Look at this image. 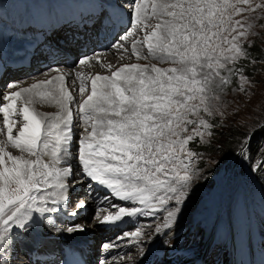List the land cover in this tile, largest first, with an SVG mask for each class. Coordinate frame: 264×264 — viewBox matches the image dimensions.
I'll return each instance as SVG.
<instances>
[{"label":"snow or ice","instance_id":"1","mask_svg":"<svg viewBox=\"0 0 264 264\" xmlns=\"http://www.w3.org/2000/svg\"><path fill=\"white\" fill-rule=\"evenodd\" d=\"M126 2L134 23L148 18L145 0ZM150 7L151 14L161 19L144 37L148 55L173 67L164 69L156 64L133 63L118 68L110 77H92L91 93L75 113L86 126L81 137L73 133L74 113L69 104L74 99L65 87L64 76L3 96L8 101L0 106L7 129V141L0 142V248L5 253L11 246L12 234L18 229H27L33 212H55V207L46 206L48 202L56 204L57 198H69L68 181L73 177L69 157L76 160L81 178L104 187L121 201L140 205H111L118 207V211L105 215L102 223L155 215L162 209L167 212L164 228H171L176 222L182 206L190 198L194 174L191 158L195 153L188 148L193 136H182L187 125L194 123L187 119L189 113L198 110L196 104L189 102L199 98L203 104L207 91L222 89L229 83L228 77L221 73L234 74L237 69L228 65H235L247 56L240 43L245 33L241 31L230 39L223 35L235 31L225 27L222 9L227 7L226 0L220 4L216 0H151ZM132 52L138 54L135 43ZM85 62V59L79 61ZM77 76L83 94L85 80L81 74ZM33 91L41 97L57 99L60 112L44 115L28 107L21 108L24 123L14 137L10 112L15 111L16 101L22 95ZM25 102H31L30 96ZM199 125L205 129L210 127L203 119ZM74 142L77 144L75 156ZM7 144L37 158L13 156L5 151ZM247 148L251 151L250 137ZM49 149L51 164L41 159L49 154ZM5 156L11 166H6ZM215 163L219 166L222 161ZM101 205L108 206L107 196ZM77 207L82 209L87 204L80 202ZM66 231L84 229L74 226ZM128 235L124 233L125 237ZM140 235V231L131 233L136 238ZM163 243L168 249L175 247L174 243ZM2 259L0 255V264Z\"/></svg>","mask_w":264,"mask_h":264},{"label":"rangeland","instance_id":"2","mask_svg":"<svg viewBox=\"0 0 264 264\" xmlns=\"http://www.w3.org/2000/svg\"><path fill=\"white\" fill-rule=\"evenodd\" d=\"M8 1L9 0H0V6L4 9L0 14L6 17V19L7 17L11 18L17 10V4L14 6V3H9ZM148 2L147 0V5H149ZM169 2H174V0H169ZM223 2L224 0H216L217 4ZM226 3L227 7L222 9L226 20L225 27H229L235 31H229L223 33V35H227L230 39L231 35L238 34L241 31L244 32L245 35L240 38V43L246 50L247 56L241 57L235 65H228L230 68L237 69L234 74L222 71L221 75H225L229 79V83L224 85L222 89L207 91L206 94H204L203 104L200 103L199 98L196 101L189 102L196 104L198 110L194 113H189L187 119L194 121V123L187 125L182 136L186 137L192 135L193 140L190 142H193L195 145L209 143V145L212 146H209L208 151L197 152L188 145V148L195 153L194 157L191 158V167L194 172L191 194L196 197L195 200H193L195 206L188 209V202L191 200L189 199L188 201L187 199L186 203L182 206V211L178 215L176 222L171 228L167 229L164 228V219L167 215L165 210L162 209L155 215L141 216L144 219L142 230L144 232L149 231L145 239L155 236L157 237V243L155 245L160 244L165 248L164 241L175 244V247L172 249L166 248V253L169 255L171 252H188L190 254V256L187 255L188 257L199 258L205 253V243H207L206 250L210 253L208 255V252H206L208 258L205 259V261H210L212 258V263L218 264L223 260L230 259L231 255H235L236 253L238 259L242 261V264L248 237H252L258 254L264 250V174L262 176L259 175V178L254 174L255 170L261 174L264 172V169L260 168L262 163H260L258 169H256L259 164L257 151L249 152L247 148H244L239 154L228 156V158L225 159L226 155H223L224 149L220 144L225 142V138H227L226 135H232L234 130L243 134L244 138H254L258 135L257 129H260L264 123V0H226ZM237 8L242 9V11L237 12ZM149 11H151V7H149ZM150 16L152 20V29L159 23L160 18L153 16L151 12ZM148 19L149 18L143 20V23L140 24L142 30L144 29L143 26L149 23L147 22ZM1 22L0 20V23ZM253 44L260 49V55L249 53L248 48ZM225 47H227V45H225ZM141 50L143 51V49ZM121 56L120 54H118V57L113 56L117 59L115 66L119 64L123 65L122 63L125 62L124 57ZM141 57L145 58L148 65L156 64L157 67L164 69L173 67L170 63L158 62L150 58L145 52H141L137 58ZM126 63L130 64L128 62H125V64ZM134 63L142 65L143 61L142 63L141 61ZM64 68L62 67V69ZM6 80L11 81L8 78ZM4 81L5 78L3 82ZM10 84L11 83H7L6 86L8 87ZM6 89V87H3L2 91L5 92ZM78 94H80V96ZM78 94V99L84 97L81 96L80 92H78ZM3 105L4 104H1V106ZM206 108L207 111L205 110ZM201 119L205 120L210 125L208 129L199 125ZM79 130H81V128L76 126L75 132L77 134ZM197 132L200 134L197 135ZM253 132H255V135H253ZM77 134L75 135L77 136ZM260 135H258L259 137H257V139L261 147L264 144V137ZM251 143L253 142L251 141ZM23 154H25V152H23ZM25 155L27 157H33V159L37 158L29 153ZM41 159L46 163H49L48 161L50 160L49 164L52 163L51 156L47 158L43 156ZM6 160L8 161L7 157ZM7 161H5L6 166H11L10 161ZM216 161H222V163L217 166L215 163ZM77 170V168H74L73 174H76ZM201 176L203 177L202 179L199 178ZM76 177V175H73L72 179L68 181V186L75 184L74 181ZM252 179L255 181L253 182ZM230 193L231 195L234 194V199L232 200L231 208L232 238L228 240L225 220L223 222L220 220L221 218H218V212H220L219 209L221 207H224L222 204L226 205ZM77 194L78 193L72 196V201L70 200L71 204L76 205L77 199H80L79 201L83 200V195L74 198ZM57 199L59 201V198ZM84 200H86V197ZM49 203L51 202H48L46 205L47 207L53 206L52 203ZM134 206L139 207L140 205L136 204ZM83 211V218L81 217L79 221L83 223V228H88L89 230L91 228V222L99 219L100 215L104 213V211L98 210L95 206H88L87 211ZM188 217H190V219L185 224L186 218ZM196 221V226L192 227ZM191 222L192 224L189 225ZM158 229V233H161L160 235L157 233ZM18 230L14 235L12 234L13 238L9 240V245L14 244L13 239L16 237V240L23 239L20 240L23 243L27 240L29 230ZM35 230L36 228L33 226L31 232L36 233ZM95 231V239H97L101 229L96 228ZM38 233L41 234L37 231V234ZM65 234L70 233L68 232ZM162 234H164V236H162ZM89 235L90 234H87L88 238ZM47 236L48 238L51 237L53 241H57L59 244L62 241V237L55 238L54 236H49V233H47ZM118 238H120V234L110 235L98 245V242H96L93 247L94 251L96 252V247H98V250L100 248L102 250V244L107 242L111 246V248L107 249L110 253L106 256L108 261L109 259L116 260L118 264L132 262V260L135 261L139 248L132 245V248L124 250V248L128 247L130 244H124L125 237H123L122 240ZM114 241L118 248L124 245L120 250L121 252L119 251L113 254V249L116 248H113ZM27 243L31 244L30 238ZM233 243L236 246L235 249ZM27 246L23 247L21 245L20 248L16 247L14 252L8 247L6 253L0 248V255L3 257L2 264H33L29 261L30 258H32V254L31 256L28 254L23 255L24 253L22 254L23 251L21 248H27ZM8 253L10 254V259L7 261L6 257ZM115 255L117 256L114 257ZM222 263L225 264L228 262L223 261Z\"/></svg>","mask_w":264,"mask_h":264},{"label":"bare ground","instance_id":"3","mask_svg":"<svg viewBox=\"0 0 264 264\" xmlns=\"http://www.w3.org/2000/svg\"><path fill=\"white\" fill-rule=\"evenodd\" d=\"M48 1L53 3V10L56 14L62 13L64 11V6L61 3H59L58 0H48ZM96 1L100 5L101 11H103L105 7L107 8V5L105 4L106 3L105 0H96ZM146 1L147 0H145V2ZM148 1L150 3L148 2L149 4L148 12L146 13V16L149 18L147 20V22L149 23L146 26H143L144 29L142 30L140 28L141 26L140 24L143 22L139 24L134 23L132 18L129 15L130 9H129L128 3L126 2V0H120V2L125 5L126 12L124 14L119 13L116 16V20L120 22L119 23L120 25L115 32V38H118L117 36L118 32H122V31L126 32V34L123 36L126 38H123V39L119 38V42H117L116 45L114 46H111L110 40L108 38H103L101 40V44L105 48V51L102 53V50H100L98 54H96L98 55V58L101 59L100 61L90 56L89 53L91 52V50L90 48L87 47L84 50L77 52L72 57L71 60H66L65 57H58L54 61L46 60L44 64L38 65L36 67L32 64L28 66H23V65L17 64L16 62V55L18 54V50L15 48L13 44L17 45V41H19L21 37H19L18 34L14 31H11V33L6 32V27L8 25H11L10 27H15L18 19L22 16L15 12V16H16L15 20L5 19L4 23L0 25V53H3V56L7 57L5 62L0 63V101H5L3 99V96L10 94L11 92H19L20 89L22 88H31L33 84L40 83L41 81H51L53 80L54 77L58 75H62L65 77V81H64L65 87L68 89L74 101L83 103V101L87 99V95L91 93V78L98 75V73L93 72L94 70H99V72H102L104 70L105 73L100 76H109V77L111 76L112 69L116 67L115 62L117 61V59L113 56L118 57V54H120V56L122 55L121 57H124L125 62H128L130 64H133L134 62H137V61H141L142 63L143 61L142 66L148 65L145 58L143 57L137 58L138 56H136L135 54L131 52L134 43L136 47L139 49L147 48V45L144 43V40L140 41L137 38L139 36H143L146 32L151 30L152 20L150 16L151 11H149L151 0H148ZM8 2L14 3V6L17 4L16 8H18L19 12H22V13L25 12L29 14H31L30 8L32 9V5H34L35 8H38L42 4L40 0H9ZM40 9L42 8L40 7ZM110 18L113 19L112 17ZM33 28L36 30L40 29L37 26V22L34 24ZM129 33H131V35H129ZM67 37L68 36H66L65 38H62L63 39L62 42L60 40H57L53 44H48L47 46L43 47L39 52L33 53L31 57L36 58L38 53L45 54L47 52H52L53 50L58 49L60 45H65L71 51L73 49V44L71 43V41L69 42ZM143 52H144V49H143ZM78 58L85 59L86 62L84 64H80V63L73 64L74 65L73 66L72 63L75 62ZM0 60H1V57H0ZM59 64H62L60 66L63 68L65 67V68L60 70L54 67V65H59ZM122 66L124 65H121L120 67ZM98 67H101L103 70L98 69ZM8 69H12L16 73L14 75H11V73L13 72H10V74L7 75L6 71ZM63 72L65 74H61ZM78 73L81 74V77L85 80V84H86V91L85 93L81 94V96H84V97L80 99L77 98L78 95L80 96V94H78V92L80 91L76 90V89H79V84H80V77L77 76ZM8 77L11 78L10 79L11 81L6 80ZM4 78H5V81L3 82ZM7 83H11V84L7 87L6 86ZM3 87L7 88L5 92L2 91ZM29 96L31 98V102L26 103L25 101L29 98ZM5 103H8V101H5ZM23 107H28L30 111H33L35 113H41L44 115H54L60 112V106H59V103L57 102V99H54L52 97H47V98L41 97L38 94H36L35 91H33V93L31 94L22 95L16 101L15 111L10 112V116H9L10 121H12L14 137L18 135L19 129L23 126V123H24L22 114L20 112V109ZM69 107L72 109V111H74V114L77 112V108L73 109L71 104H69ZM76 126L78 128L79 127L81 128V130H79L80 133L77 131L79 136L81 137L85 133L86 126L84 122L82 121V119L79 116L75 115L74 123H73V133L75 137H76L75 134H77L75 132ZM4 141H7V129L5 128L3 124V113H0V142H4ZM74 146H76L75 142L73 143L72 150L74 149ZM5 151L10 153L13 156H22L23 158H26V159H33V157H27L25 155L27 154L26 152L25 154H23V152H21L20 149L12 148L11 144L6 145ZM6 157L7 156H5V161H7ZM44 157L47 158L48 155ZM69 161L71 162L73 169L77 168L79 170V166L77 165V162L75 159H73L72 157H69ZM48 162L50 163V160ZM78 170H77V173H78ZM78 176L80 175L78 174ZM83 190H84L83 187H81V185H78L73 195ZM69 191L70 189L68 187L67 193ZM73 195L70 196L68 204L71 203L70 200L72 199ZM103 199H104V196L90 195L86 197V200H81L80 202L87 204V207L88 206L96 207V206H102L101 201ZM113 200L116 201L118 205L120 204H123L125 206L133 205L131 202L121 201L119 198H113ZM231 204H232V201H229L228 203H226V205L222 204V206L224 207H221L219 209L220 212H218V218L219 219L221 218L220 220L223 222L225 220L227 226H229L230 224L229 219H231V215H230ZM83 210L85 209L84 208L80 209L76 206L73 212V216L71 218L68 216V212L64 209H61V212L59 214L53 213V212H50V213L33 212L32 214L33 218L30 219L28 227H27V229L29 230V233L27 235L28 236L27 240L26 241L24 240L25 242L23 243L20 240L18 239L16 240L14 238L13 239L14 244H11L10 246L12 252L15 251L16 247L20 248L21 245L23 247H26L28 245L27 242L30 238L31 243L34 241L40 243L39 245L35 247L34 250H30V256L32 254V258H30L29 261L32 262L33 264H56L59 258H61V264H85V262H87V264H96L97 258L95 256L97 254V249L95 252L93 248L96 242H98L99 239H101V237L104 238V235L112 233L114 229H119L118 232L123 233L124 229H126L132 223L128 222L124 226H122L121 222H119L118 224H116V222L111 223L110 226L107 228V233L99 232V235H98L99 237L95 239V234H96L95 229L98 227L105 228L104 225H101L97 220H93L91 222L90 230L88 228H83L84 231L76 232L74 233V236L71 237L70 234H65L68 232L64 230L63 226L59 228V225L57 223L52 222L49 219L51 215H54V216L58 215V218H67L73 227L74 226L83 227V223L79 221L82 215H84ZM33 226L36 228L35 230L36 233L31 232L33 229ZM37 231H39L41 234L39 233L37 234ZM47 233L53 234L55 238L62 237V241L60 242V244L57 243V241H53L51 237L48 238ZM145 233H147L148 235L149 231ZM30 234H34L32 235L33 238L31 237ZM87 234H90L89 238ZM74 238H76V242ZM247 239H248L246 241L247 242L246 243V246H247L246 259L248 261L247 264H256L257 256L255 255L253 248H252V238L248 237ZM151 240L154 241L155 238L151 237ZM74 244H75V247L73 248ZM115 244L116 243L114 241L113 248L117 246ZM123 246L124 245H122L120 248L118 247L114 248L113 253L119 252L123 248ZM132 247H133L132 244H130L128 247L124 248V250L125 249L127 250ZM21 249L23 251V252L21 251L22 254L24 253L23 255L28 254L26 251V248H21ZM206 256H207L206 252L196 259L192 257H188L187 255H182V257H178L174 253L172 255H169L167 253L166 254L162 253V257H160L159 260L163 258L162 264H205L206 262L204 263V260ZM9 259H10V254L8 253L6 260L8 261ZM137 259H140L141 264H144V263L145 264H155L157 262L156 257L151 253L137 255L135 261ZM109 260L113 264H118L116 260H112V259H109ZM125 264H134V263L132 260V262L131 261L128 263L125 262ZM220 264H223V263H220ZM225 264H236V263L233 260H231L230 262L225 263Z\"/></svg>","mask_w":264,"mask_h":264},{"label":"trees","instance_id":"4","mask_svg":"<svg viewBox=\"0 0 264 264\" xmlns=\"http://www.w3.org/2000/svg\"><path fill=\"white\" fill-rule=\"evenodd\" d=\"M249 53H254V54H257V55H260L259 54V51L260 49L257 48L254 44L251 45L249 48ZM261 57V56H259ZM260 131H258V135L264 137V123L262 124V126L260 127ZM255 136L254 138H251L252 142L251 143V151H257V156H259L257 159L259 160V164L257 165L256 169H258L260 163H262V166L260 165V168L264 169V144L260 147V143L258 142V139L257 137L259 136ZM227 138H225V142H222L221 147H223L224 149V156H225V159L228 158V156H231V155H237L239 154L240 151H243L244 148H247V145H248V142H249V138H244L243 137V134L239 133L238 131H233L232 132V135H226ZM227 141V142H226ZM209 143L207 144H202V145H195L193 142H189V147L197 152L199 151H208L209 149ZM212 147V146H210ZM248 149V148H247ZM259 150V151H258ZM249 151V152H251ZM259 168V170H260ZM254 174H256L255 176L257 178H259L258 176H262L264 174V172H262L261 174L258 173L257 170H255ZM206 196V195H205ZM205 196H201V197H205ZM195 196L193 194L190 195V198H188V201L189 199L191 200L190 202H188V209H191L193 208L195 205L193 203V200H195Z\"/></svg>","mask_w":264,"mask_h":264}]
</instances>
